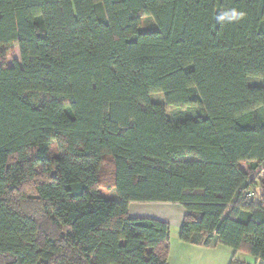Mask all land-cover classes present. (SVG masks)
<instances>
[{"label":"trees","instance_id":"obj_1","mask_svg":"<svg viewBox=\"0 0 264 264\" xmlns=\"http://www.w3.org/2000/svg\"><path fill=\"white\" fill-rule=\"evenodd\" d=\"M151 202L264 264V0H0V264H169Z\"/></svg>","mask_w":264,"mask_h":264},{"label":"rangeland","instance_id":"obj_2","mask_svg":"<svg viewBox=\"0 0 264 264\" xmlns=\"http://www.w3.org/2000/svg\"><path fill=\"white\" fill-rule=\"evenodd\" d=\"M153 24L154 20L151 16H142L143 27H149ZM8 52L9 53L7 60L10 64H14L16 61H21L20 51L17 45L11 46L8 49ZM151 100L155 103L165 104L164 96L162 93L152 94ZM170 111H174V109L171 107ZM240 166L247 171V165L245 163H240ZM101 194L108 199L117 197L116 191L109 188L102 187ZM258 196L259 191H257L252 197ZM155 203L157 202H153L152 204L142 203L140 212L144 214H150L151 216H156L160 219L169 220L171 225V255L169 258L170 264H229L235 252L232 247L221 243L213 246H195L182 241L180 238L181 225L179 224L182 218L178 214L177 209L174 210L173 206L168 204ZM135 209L138 208H134L133 212L137 211ZM236 258L247 263L260 264L255 263L256 258L251 254L245 252L244 250L238 251L236 254Z\"/></svg>","mask_w":264,"mask_h":264},{"label":"crops","instance_id":"obj_3","mask_svg":"<svg viewBox=\"0 0 264 264\" xmlns=\"http://www.w3.org/2000/svg\"><path fill=\"white\" fill-rule=\"evenodd\" d=\"M152 203H153V202H152ZM152 203H150V204H152ZM135 204H136V205H135ZM141 204H142V203H131V205H130V210H129L131 216H133V217H153V218H157L156 216H151L150 214H144V213L140 212V211H141V209H140ZM144 204H145V203H144ZM144 204H143V205H144ZM155 204H157V203H155ZM164 204H168V205L173 206L174 210L177 209L178 214H179L180 217L182 218V220L179 222V224L181 225L182 222H183V219H184V217H185V214H186V210H185L183 207H181L182 205H179V204H172V203H164ZM134 208H138V209H135V210H137L138 212H137V211H136V212H133ZM157 219H160V218H157ZM160 220H163V221H167V222H169V220H166V219H160ZM169 223H170V222H169ZM195 246H198V245H195ZM170 255H171V251H170ZM169 258H170V256H169ZM169 264H170V263H169Z\"/></svg>","mask_w":264,"mask_h":264}]
</instances>
